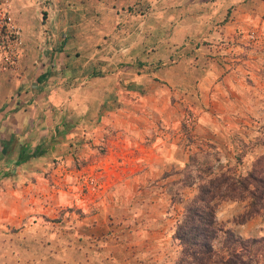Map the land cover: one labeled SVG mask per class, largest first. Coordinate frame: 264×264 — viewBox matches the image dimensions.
Returning <instances> with one entry per match:
<instances>
[{
    "label": "crops",
    "instance_id": "0c3cea01",
    "mask_svg": "<svg viewBox=\"0 0 264 264\" xmlns=\"http://www.w3.org/2000/svg\"><path fill=\"white\" fill-rule=\"evenodd\" d=\"M46 10L49 31L46 38L37 34V50L29 48L31 23L25 14L18 19L25 44L21 75L0 81L8 85L0 92V264H169L178 213L171 215L163 206L154 216L151 196L139 197L132 189L125 193V185L109 189V182L79 203L77 194L61 192L56 179L39 172L82 132L79 112L86 105L99 109L113 103L112 109L125 89L140 90L141 81L152 87L157 75L167 82L178 74L185 82L191 70L184 61L204 59L205 41L238 43L249 30L263 39L264 0H53ZM245 57L247 63L251 57ZM77 60L83 62L80 69L73 66ZM156 64L166 68L154 70ZM98 71L104 72L101 93L90 88L100 83ZM220 73L213 67L199 74L203 96L211 86L220 89ZM87 78L96 80L87 86ZM145 177L134 181L140 186ZM66 195L74 197L76 218H58Z\"/></svg>",
    "mask_w": 264,
    "mask_h": 264
},
{
    "label": "rangeland",
    "instance_id": "374dc122",
    "mask_svg": "<svg viewBox=\"0 0 264 264\" xmlns=\"http://www.w3.org/2000/svg\"><path fill=\"white\" fill-rule=\"evenodd\" d=\"M52 2L0 0V13L11 19L21 36V45L13 46L7 26L0 27V81L18 79L21 75L20 56L25 47L23 28L19 24L21 16L25 14L26 22L31 23L29 48L37 50L41 42L38 33H42V37L45 31H49L46 4L51 5ZM44 42L48 43L46 39ZM200 47L206 52L202 55L204 59L184 58V63L194 75L188 74L185 82L177 79L178 74H174V80L170 78L167 82L163 74L157 75L150 80L152 87L141 81L140 90L125 89L120 95L121 100L115 97L119 101L112 109L109 106L113 103L104 104L99 109L97 104L86 105V110L79 112L84 118L78 121V129L83 133L73 135L69 150L64 149L51 158L49 167L39 175L56 179V188L68 195L77 194L78 201L84 202L108 182L109 189L125 185V193L132 189L133 192H140L137 194L139 197L151 196V214L154 216L157 209L161 213L163 206L171 215L178 213L174 227L181 217L183 203L194 195L199 178H204L197 168L204 163L215 166L216 160H219L221 165L236 166L237 173L245 174L251 162L264 153V37L257 38L255 32L249 30L241 42L218 39L215 42L205 41ZM244 53H249L251 57L247 63ZM194 54H200V50ZM235 59H239V65L233 75L230 72L235 67ZM82 63L77 60L73 66L76 69ZM163 67L166 68V65L161 67L156 64L154 70ZM213 67L220 69L217 82L221 87L214 90L211 86L203 96L198 85L199 74ZM98 72L100 83L90 88L101 93L104 72ZM87 79V86L96 80ZM230 82L234 89L230 87ZM7 86H0V92ZM152 147L156 148V152L149 151ZM138 158L150 159L152 163L140 166L135 161ZM140 174L146 177L139 186L134 179ZM68 195L57 213L59 219L76 218V202L74 197L68 199ZM245 206V201L220 202L215 212L216 216L218 211L217 226L241 239L264 237L263 213L239 223ZM118 213L115 212V215ZM117 218L111 217L114 221ZM157 218L160 222L164 220L161 215ZM38 219L30 220L35 222ZM223 238L219 233L214 246H219ZM173 251L174 244L171 248L174 257Z\"/></svg>",
    "mask_w": 264,
    "mask_h": 264
},
{
    "label": "trees",
    "instance_id": "16d2710c",
    "mask_svg": "<svg viewBox=\"0 0 264 264\" xmlns=\"http://www.w3.org/2000/svg\"><path fill=\"white\" fill-rule=\"evenodd\" d=\"M203 175L194 195L183 203L171 240L175 246L169 264H264V237L241 239L217 226L215 212L222 201L246 202L238 220L243 223L254 215L264 216V153L256 157L245 174L236 166L204 163L197 168ZM223 235L219 246H214Z\"/></svg>",
    "mask_w": 264,
    "mask_h": 264
},
{
    "label": "built area",
    "instance_id": "2783aa9c",
    "mask_svg": "<svg viewBox=\"0 0 264 264\" xmlns=\"http://www.w3.org/2000/svg\"><path fill=\"white\" fill-rule=\"evenodd\" d=\"M47 1V0H45ZM1 25H6L7 29L10 31V35L12 37V45L13 46H20L21 45V36L19 34L18 28H14L11 23V19L6 17L3 12L0 13V27Z\"/></svg>",
    "mask_w": 264,
    "mask_h": 264
}]
</instances>
